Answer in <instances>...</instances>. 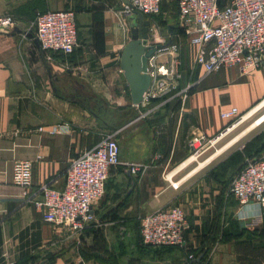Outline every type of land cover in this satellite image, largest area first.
<instances>
[{"label": "crops", "instance_id": "0c3cea01", "mask_svg": "<svg viewBox=\"0 0 264 264\" xmlns=\"http://www.w3.org/2000/svg\"><path fill=\"white\" fill-rule=\"evenodd\" d=\"M177 1L161 0L159 13L167 16L173 2L175 12L167 16L172 21L156 29L157 43L188 45L176 33ZM123 5L121 0H0V16L16 21L0 31V264H264V208L239 206L229 194L232 169L224 176L217 168L245 144L213 170L190 171L173 189L159 174L158 183L150 184L148 177H134L122 165L113 168L104 198L93 207L96 226L80 234L45 223L33 206L31 201L41 199V186L63 189L71 160L94 147L106 129L116 133L121 163L158 165L186 155V149H176L181 133L202 134L215 145L236 128L213 140L230 125L222 112L235 107L246 116L264 101L263 62L246 76L236 67L203 78L199 71L186 102L160 97L135 108L119 68L129 41L127 19L118 13ZM60 10L75 12L77 46L68 56L43 52L31 27L38 13ZM154 17L145 16L151 29ZM173 36L178 41L172 42ZM169 59L161 55L156 62ZM106 108L120 112L107 121ZM57 124H68L69 131L54 136L37 131ZM17 160L32 162L28 189L12 183ZM173 206L184 210L188 223L183 250L146 248L139 229L123 226L133 210L146 215Z\"/></svg>", "mask_w": 264, "mask_h": 264}, {"label": "built area", "instance_id": "2783aa9c", "mask_svg": "<svg viewBox=\"0 0 264 264\" xmlns=\"http://www.w3.org/2000/svg\"><path fill=\"white\" fill-rule=\"evenodd\" d=\"M129 2L131 9L124 5L127 16L133 10L147 17L156 16L160 11L161 0ZM177 10L176 30L184 33L192 48V71L199 69L203 76H207L236 67L241 75L246 76L264 62V0H228L225 3H221V0H178ZM120 17L122 18L121 14ZM15 24L12 16H0V31L13 28ZM31 27L43 52L68 56L77 46L75 12L72 10L38 13ZM159 44L163 47L149 60L151 86L144 94L140 104L142 106L170 94L180 78L174 63L178 44ZM161 55L168 56L171 60L157 64L156 59ZM188 89L189 84L179 93L184 100ZM148 114L149 112L142 113L139 118H145ZM220 116L230 125L214 141L229 128L243 123L244 118L235 107L222 112ZM37 131L54 136L67 133L69 126L57 124L39 127ZM115 135L116 133L103 135L94 147L71 160L65 172L62 190L41 186V199L31 202L45 223L80 234L94 222L93 207L104 197L113 168L122 165L134 177L144 175L149 169L148 162L121 163ZM206 142L204 135L194 134L188 145L194 153H199ZM208 142L214 144L212 141ZM12 183L22 189L31 186V161H14ZM229 194L241 207L253 203L260 209L264 208V153L254 160H246L245 166L231 180ZM138 223L143 246L185 249L188 223L180 206L143 215ZM194 259L193 255H189V260Z\"/></svg>", "mask_w": 264, "mask_h": 264}, {"label": "rangeland", "instance_id": "374dc122", "mask_svg": "<svg viewBox=\"0 0 264 264\" xmlns=\"http://www.w3.org/2000/svg\"><path fill=\"white\" fill-rule=\"evenodd\" d=\"M227 1L228 0H224L223 2L225 3ZM174 12H175V2H173L171 4V10L169 11V13H167V16H170L171 18H173ZM118 13H119V15L121 14V16H122L121 20H124V18L126 19L127 15L125 14L124 5L120 8ZM167 16L162 14V10L158 15H156L155 17L153 16L154 18H152V19H153L155 25L152 29L150 28V38H151L152 43L155 41L154 33H156V29H158L159 26L165 27L166 22L172 21V19H169ZM164 17H165V20L163 19ZM161 34L162 35L165 34V29L163 30V33H161ZM129 38H130V35H129ZM176 41H178V40H175L174 42H176ZM162 42L165 43V41H162ZM174 44H176V43H174ZM174 56L176 57V61H174L175 70L178 73V75H180V78L175 83V86H176L175 90L172 91L170 93V95L169 94L165 95L164 99L165 100L169 99L170 101L176 100L179 102L180 101L186 102L188 100L187 99L188 96L191 95L194 91V83L198 80L200 70L196 69V70L192 71V64H193L192 51L190 52V48L185 42H181L180 44L177 45L176 52H175ZM197 73H198V75H197ZM203 77L204 76H202V78ZM188 84H189V89L187 90V97L184 100L182 98V95H180L179 93L181 90L187 88ZM115 111H116V113L120 112V110L118 108H106V112H107V114H109V115L106 114L107 115V117H106L107 121L109 120V116H112V112H115ZM263 112H264V108L262 110H260L257 114H255L253 117H251L250 119L244 120L243 123L234 125V127L236 126V128L227 136V138H225L224 140H221L217 144H215V145L210 144L208 141L206 143H204L202 145V147L199 149L197 160L195 162H193L192 164H190L188 167H186L182 172H180V174L175 176L173 178L174 182L178 181L180 178H182L183 176L188 174L194 168H196L195 173L199 172V171L200 172L205 171L208 169L213 170L211 167L213 165H215L220 159H222L223 157H226V155H228L227 153L232 152L237 148H240L247 141L250 142L251 139H253L255 137H257V138L260 137L264 140V122H263L261 125L257 126L255 129L251 130L250 132L246 133L242 138H240L239 141H237L235 144H233L227 150L228 152L225 151L224 154H220L213 161H211V160L206 161V159L208 158L207 157L208 155L212 154L216 149H218L223 144H225V142H227L229 139H231L232 137L241 133L248 125H250L254 121V119H256L258 116H260ZM127 115H129V113ZM130 116H128V117H130ZM108 130L109 129L104 130L105 133L102 132V134H100V135L109 134ZM223 134H225V133H223ZM192 136H194V133H192V132L188 133V134L187 133L184 134L183 137H182V133L179 135V138H178L179 142L176 146V149L178 152H180V151L182 152L186 149V155L184 157H182L181 159H178L177 156H175L173 158V160L170 161L169 163L165 162V163H160V164L158 163V165L157 164L152 165V166L150 165L149 169L145 172V174L142 176V178L145 177V179H146L148 177L147 179H150L149 180L150 184H152V183L157 184L158 183L157 179H158V174H159V175H161L162 179H164L166 181L164 183L169 185V187L171 189L175 188L176 187L175 184L172 186L169 183V181H167L166 176L168 173L174 171L183 162H185L191 155L194 154L193 150H191L189 145H188ZM200 162L203 163V165L201 167L199 166ZM142 178H139V180H141ZM140 198H142V195H140ZM147 213H145V214H147ZM143 215H144L143 211H141V212L136 211L135 212L133 210L131 213L132 217L128 216L127 217L128 219L126 220V223H124L123 226L125 228L129 229L130 231H138V225H139L138 220ZM94 224L95 223H91V225L89 227H92ZM94 226H96V225H94Z\"/></svg>", "mask_w": 264, "mask_h": 264}, {"label": "water", "instance_id": "95a60500", "mask_svg": "<svg viewBox=\"0 0 264 264\" xmlns=\"http://www.w3.org/2000/svg\"><path fill=\"white\" fill-rule=\"evenodd\" d=\"M128 8H132L129 0H121ZM129 41L121 50L119 68L129 88L131 104L139 106L143 102L144 94L151 86L149 75V60L156 56L163 45L152 43L150 38L151 22L145 16L133 10L127 16ZM172 27H169L171 32ZM169 44V43H168ZM202 256L197 258L200 260Z\"/></svg>", "mask_w": 264, "mask_h": 264}, {"label": "trees", "instance_id": "16d2710c", "mask_svg": "<svg viewBox=\"0 0 264 264\" xmlns=\"http://www.w3.org/2000/svg\"><path fill=\"white\" fill-rule=\"evenodd\" d=\"M223 1L224 0H221V3H223ZM176 33L178 34V36L181 35L182 40L184 41V39L186 38L184 33L180 30H177ZM175 40L176 38L173 36L171 38V41L174 42ZM133 116H134V113L128 118H131ZM263 153H264V140L260 137L258 138L255 137L251 139L250 142L245 143L244 148L242 150H236L233 154H231L229 158L225 160L224 162H222L221 164H219L217 168L221 172V174H223L224 176H226L227 173H229V170L232 169L233 171L232 174L235 176L245 166L247 159L254 160L258 158L260 155H262ZM234 176L232 177V179L234 178ZM146 248H150V247H146ZM162 248H165V247H162ZM162 248H151V249L159 250ZM54 258L55 257H51L49 261L54 260Z\"/></svg>", "mask_w": 264, "mask_h": 264}, {"label": "bare ground", "instance_id": "6f19581e", "mask_svg": "<svg viewBox=\"0 0 264 264\" xmlns=\"http://www.w3.org/2000/svg\"><path fill=\"white\" fill-rule=\"evenodd\" d=\"M264 107V101H262L257 107H255L252 111H250L246 116H244L243 121L247 120L248 118H251L255 112L261 110ZM264 122V112L258 116L256 119H254V121L248 125L241 133H239L237 136H235L234 138H232L226 145H224L222 148H220L217 153H215L214 155L210 156L208 159H206V161H210L211 159H213L215 156H217L219 153H221L224 149H226L227 147H229L231 144H233L234 142H236L238 139H240L243 135H245L246 133H248L249 131L255 129L257 126L261 125ZM236 127V126H235ZM234 128V126H233ZM232 128H229L228 130L231 131ZM198 145H196L197 147ZM198 153H194L193 155H191L184 163H182L178 168H176L174 170L173 173H170L167 175L168 179L171 180V182L173 183V185L175 184V186L177 185V183H175L174 181H172L171 177L174 173H177L178 171H181L182 169L186 168L188 165L192 164L193 162H195L197 160ZM203 165V163H199V166L201 167ZM196 168L193 169L191 171L195 172Z\"/></svg>", "mask_w": 264, "mask_h": 264}]
</instances>
